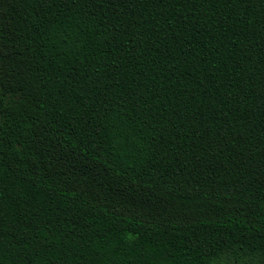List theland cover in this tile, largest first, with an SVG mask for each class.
<instances>
[{"label":"trees","instance_id":"obj_1","mask_svg":"<svg viewBox=\"0 0 264 264\" xmlns=\"http://www.w3.org/2000/svg\"><path fill=\"white\" fill-rule=\"evenodd\" d=\"M0 264H264V0H0Z\"/></svg>","mask_w":264,"mask_h":264}]
</instances>
